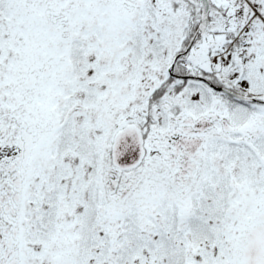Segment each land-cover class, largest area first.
Wrapping results in <instances>:
<instances>
[{"label":"snow or ice","instance_id":"snow-or-ice-1","mask_svg":"<svg viewBox=\"0 0 264 264\" xmlns=\"http://www.w3.org/2000/svg\"><path fill=\"white\" fill-rule=\"evenodd\" d=\"M0 264H264V0H0Z\"/></svg>","mask_w":264,"mask_h":264}]
</instances>
